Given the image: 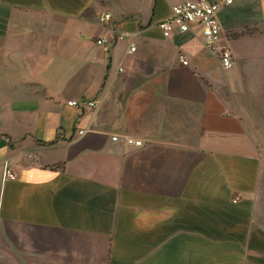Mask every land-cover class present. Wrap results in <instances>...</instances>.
<instances>
[{
	"label": "crops",
	"instance_id": "0c3cea01",
	"mask_svg": "<svg viewBox=\"0 0 264 264\" xmlns=\"http://www.w3.org/2000/svg\"><path fill=\"white\" fill-rule=\"evenodd\" d=\"M185 1L0 0V264H264V0Z\"/></svg>",
	"mask_w": 264,
	"mask_h": 264
},
{
	"label": "built area",
	"instance_id": "2783aa9c",
	"mask_svg": "<svg viewBox=\"0 0 264 264\" xmlns=\"http://www.w3.org/2000/svg\"><path fill=\"white\" fill-rule=\"evenodd\" d=\"M233 3V0H217V1H205V0H192L185 1L172 8L171 17L162 21L159 24V28L162 30L164 38H170L174 33H187L194 27H198L202 31L203 40L206 48L212 52V54L219 60L224 70H230L234 65V59L229 50L220 47V41L222 38L221 26L218 19L220 10L224 6H229ZM112 16L106 14L100 18L102 23H107L111 20ZM123 37H128L124 35ZM106 40H99L97 44L108 48ZM136 51L135 45L131 44L130 53ZM180 61L183 66H188L189 62L183 55H180ZM69 106L81 108L84 107L88 111H94L97 107V102H69ZM83 132L80 133L82 135ZM114 141H118L117 137L113 138ZM127 143L131 146L142 147L143 143L140 141L128 140ZM4 179L7 181H16L17 176L15 172L6 167L4 170Z\"/></svg>",
	"mask_w": 264,
	"mask_h": 264
}]
</instances>
